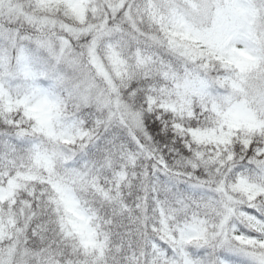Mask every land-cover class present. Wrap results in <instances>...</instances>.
Returning a JSON list of instances; mask_svg holds the SVG:
<instances>
[{
	"label": "snow or ice",
	"instance_id": "obj_1",
	"mask_svg": "<svg viewBox=\"0 0 264 264\" xmlns=\"http://www.w3.org/2000/svg\"><path fill=\"white\" fill-rule=\"evenodd\" d=\"M0 264H264V0H0Z\"/></svg>",
	"mask_w": 264,
	"mask_h": 264
}]
</instances>
